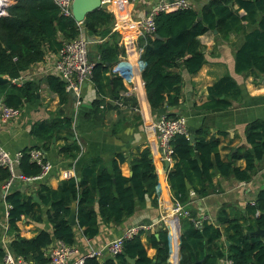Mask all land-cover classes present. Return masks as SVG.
I'll use <instances>...</instances> for the list:
<instances>
[{
	"label": "trees",
	"instance_id": "16d2710c",
	"mask_svg": "<svg viewBox=\"0 0 264 264\" xmlns=\"http://www.w3.org/2000/svg\"><path fill=\"white\" fill-rule=\"evenodd\" d=\"M2 1L0 75L10 79L0 85V100L3 103L19 109L25 101L35 99L39 89L37 83L25 81L17 84L11 80L44 60L48 52L56 53L63 41L77 37L80 27L98 40L89 45L88 55L95 62L92 81L99 94L108 93L112 98H120L119 91L125 89L121 77L106 74L108 70L114 73L111 65L117 64L118 56L124 54L117 43L116 33L111 32L113 14L108 9L104 6L94 9L78 24L72 17L62 15L53 0ZM239 9L243 13H239ZM154 20L155 32L153 36H146L143 45L145 66L141 71L146 97L153 111L164 105H179L182 71L193 74L202 66L205 56L198 37L214 28L222 38L230 32L241 34L234 53V70L237 73L256 75L264 72V0H207L198 8L160 12ZM156 34L158 37H155ZM47 86L57 94L59 104L64 105L68 94L60 76L49 75ZM207 92V100L198 106L200 109H226L241 96L240 86L228 74L208 86ZM121 100L135 104L131 95L123 96ZM102 103L104 106L100 107ZM91 107L89 117L100 118L110 105L105 104L101 97L94 100ZM168 115L176 116L174 113ZM71 126V118L60 108L50 119L33 124L30 132L42 142V148H31L46 149V144L55 134L66 131L65 142L59 146V152L64 158L74 159L80 149ZM203 133L204 130L199 128L189 136L176 134L170 140L173 166L167 173V180L173 198L182 203L188 200L190 190L197 195L207 193L213 169L223 176L248 181L264 164V120L258 119L247 125L244 133L249 147L243 153H232L226 161L215 152L218 140L214 137L206 139ZM31 148L22 149L18 165L19 173L26 177L40 172V166L27 154ZM195 152L200 164L194 157ZM239 158L245 160L243 168L236 165ZM124 160L123 153H116L108 169L101 157L90 158L83 162L78 177L61 180L57 188L46 183L37 184L32 191H26L25 186H10L4 201L10 206L6 223L7 231L12 235L10 248L13 252L23 255L32 264H46V249L55 240L73 245L77 230L91 238L98 233L100 220L104 225L110 222L119 224L130 216L137 204L143 205L146 197L153 194L157 177L147 147L132 155L131 174L128 176L122 175L119 169ZM9 178V170L0 167V182ZM194 178L199 187L195 185ZM186 180L192 184L191 188L187 187ZM32 193H36L40 203L34 201ZM72 204L76 206V225L67 221ZM246 212L254 220L245 225L238 218L230 219L223 214L216 218L215 224L204 222L200 230L184 218L180 264L195 260L196 264H222L224 258L231 260V264H264V236L246 232L255 226L264 227V189L258 192L253 204L247 205ZM22 216L37 224H48L49 228H41L33 237L24 238L19 234L17 225ZM140 233L124 239L122 251L114 256L103 259L87 257L83 264H132L126 256L133 258L134 264H150L152 260L154 264H167L166 231L159 226L155 232L148 234L151 246L155 248L153 257L146 254ZM3 253L0 247V258ZM172 261L176 263L175 257Z\"/></svg>",
	"mask_w": 264,
	"mask_h": 264
},
{
	"label": "crops",
	"instance_id": "0c3cea01",
	"mask_svg": "<svg viewBox=\"0 0 264 264\" xmlns=\"http://www.w3.org/2000/svg\"><path fill=\"white\" fill-rule=\"evenodd\" d=\"M156 1L113 0L108 6V10L113 14L111 32L116 33L117 43L124 50V54L118 56L117 64L111 65L114 73L108 70L106 74L111 76L118 74L121 77L126 91L125 96L131 95L135 104L124 103L125 107L113 105L115 98L108 93L101 96L91 80L82 86V104L77 106L73 95L67 92V101L64 105H60L57 94L50 91L47 86V77L53 74L52 67L57 52H48L44 60L32 65L25 73L28 81L39 85L36 98L25 101L11 119L7 121L0 119V145L10 152L36 146L42 148V142L30 132L33 124L43 119H50L60 108L71 118V129L80 149L78 155L74 159L62 157L59 146L65 142L63 137L66 131L55 134L51 142L46 144V149H43L45 158L51 164L48 173L42 178L30 180L25 185L24 182L17 180L11 185L25 186L26 191H32L39 183L57 188L61 180L72 176L78 177L83 162L93 157H101L105 166L110 169L111 159L116 153L125 155V160L119 164V169L122 175L128 176L131 174L132 155L147 147L157 177L153 194L146 197L143 205L137 204L133 213L119 224L110 222L104 225L99 219L98 233L91 238L84 236L80 229L77 230L74 244L80 253L97 249L103 251L101 257L103 259L108 256L105 247L109 241L122 236L131 225L144 224L146 228L141 230L139 238L146 254L153 257L155 248L151 246L148 234L155 232L161 226L166 231L168 239L167 264H173V257L176 259L175 264H180V239L184 219L176 217L171 211L173 196L167 180V173L172 168L173 162L169 163L168 170L165 171L150 124L161 114L184 115L188 135L199 128L203 129L204 138L214 137L218 140L215 152L219 154L221 160L226 161L232 153H243L249 147L244 133L247 125L258 119L264 120V72L253 75L237 73L234 70V53L241 39L240 33L230 32L226 38H222L217 32L206 31L198 37L204 51V63L193 74L181 70L183 82L179 105H164L159 110L153 111L148 103L141 77V71L145 66L143 45L146 36L134 31L130 23L144 16ZM206 1L191 0L192 7L198 8ZM239 13H243V10L239 9ZM246 29L249 30L248 27ZM93 43L94 41L90 44ZM225 74L230 75L240 86V99L232 102L226 109H200L198 106L207 100L208 86ZM101 97L110 107H107L100 118L89 117L92 111L91 103ZM236 165L243 168L245 160L237 159ZM17 170L19 172V168ZM193 180L199 187L196 178ZM210 183L204 195H197L193 190L189 191L186 204L191 213L197 216L205 215L207 222L212 224H215L216 218L223 214L230 219L238 218L244 225L249 220H254L252 215L246 212V207L253 204L258 192L264 189V164L248 181L237 180L233 176H223L213 169ZM3 185L4 182H0V247L4 250L10 249L12 235L5 229L6 219L2 217ZM189 185L191 188L192 184ZM17 225L19 234L24 238L33 237L41 228H49L48 224H37L25 216H22ZM155 235L157 236V233Z\"/></svg>",
	"mask_w": 264,
	"mask_h": 264
},
{
	"label": "built area",
	"instance_id": "2783aa9c",
	"mask_svg": "<svg viewBox=\"0 0 264 264\" xmlns=\"http://www.w3.org/2000/svg\"><path fill=\"white\" fill-rule=\"evenodd\" d=\"M72 0H53L58 7L60 13L64 16L72 17L71 12ZM101 6L108 9V6L113 0H100ZM3 1L0 0V7ZM192 8L191 0H157L155 4L142 17H138L131 21L130 26L134 31L145 35L153 36L155 32V15L160 12H168L175 9ZM81 24V22H77ZM89 42L82 39L79 35L71 40L63 41L61 47L57 51L56 58L53 63L52 73L60 76L64 81L66 92L71 93L75 98V104L78 106L82 104L81 89L85 82H90L93 77L94 61L89 58L88 48ZM14 82L21 84L28 81L25 73L19 77L14 78ZM120 98L113 99V105L118 107H125L126 104L121 100V97L126 95L125 89L119 91ZM104 104H100L103 107ZM18 113V109H14L0 100V119L7 121ZM156 138V146L159 151L161 160H167L169 163L172 160V146L170 145L171 138L176 134L188 135L186 127V117L178 114L176 116H169L168 114L159 115L150 124ZM29 159L40 166V172L32 177H26L17 171L20 159L23 155L22 149L14 152L8 151L0 145V167L7 168L10 172V178L4 182L2 198L11 186V182L18 178L25 182L35 178H42L51 168L50 162L45 158L44 151L40 148H31L27 151ZM3 217L7 219L8 208L10 207L4 200ZM171 211L178 218L187 219L194 228L200 230L204 222H207V217L197 216L191 213L186 203L180 202L178 199L172 198ZM7 230V223L4 224ZM146 228L144 224H137L129 226L122 236L112 239L106 244V253L108 256H114L123 249L124 239L137 235L141 230ZM103 251L90 250L86 253H80L78 248L73 245H67L61 240H55L50 247L46 249V264H83L87 257L97 256L101 258ZM225 264H231L229 259H222ZM0 264H32L29 259L23 255L14 253L11 248L4 249V253L0 258Z\"/></svg>",
	"mask_w": 264,
	"mask_h": 264
},
{
	"label": "water",
	"instance_id": "95a60500",
	"mask_svg": "<svg viewBox=\"0 0 264 264\" xmlns=\"http://www.w3.org/2000/svg\"><path fill=\"white\" fill-rule=\"evenodd\" d=\"M100 7H101L100 0H72L71 1L72 18L76 22L82 23V21L85 18V15L87 13L93 11L94 9L100 8ZM212 32L216 33L217 32L216 28L212 29ZM79 37H81L82 39L88 40L89 43H91L92 41H97L96 39H94L92 36H90L86 32V29L84 27H80ZM155 37H158V35L156 34ZM8 81H10L9 77H5L3 75H0V85L7 83ZM194 157L198 161V163L200 164V159H199L198 154L196 152L194 154ZM212 159L214 160L213 155H212ZM127 161H129V160L127 159ZM163 163L165 165V171H167L168 166H169V161L163 160ZM130 173H131V171H130ZM14 180L19 181L18 178H15ZM29 181L30 180L25 181L24 183H29ZM186 185H187V187L190 186L187 181H186ZM32 196H33V199L35 202L40 203V200L37 197L36 193H32ZM67 221L69 222L70 225H76L77 224L75 204H72L70 207V211H69V214L67 216ZM246 232L249 234L258 235V236L262 237V236H264V227L255 226L253 229L247 230ZM225 243L228 244V241L226 240ZM126 258L128 261H130L132 264H134L135 260L133 258H130L128 256H126ZM154 262L155 261L152 260V262L150 264H154ZM196 263H197V260H195L194 262L189 263V264H196ZM222 264H225V263H222Z\"/></svg>",
	"mask_w": 264,
	"mask_h": 264
},
{
	"label": "rangeland",
	"instance_id": "374dc122",
	"mask_svg": "<svg viewBox=\"0 0 264 264\" xmlns=\"http://www.w3.org/2000/svg\"><path fill=\"white\" fill-rule=\"evenodd\" d=\"M2 217H3V213H2Z\"/></svg>",
	"mask_w": 264,
	"mask_h": 264
}]
</instances>
